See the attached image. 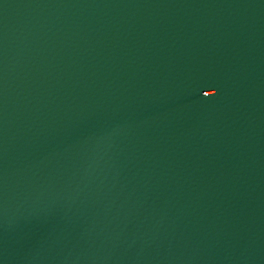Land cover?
<instances>
[{
  "label": "water",
  "instance_id": "1",
  "mask_svg": "<svg viewBox=\"0 0 264 264\" xmlns=\"http://www.w3.org/2000/svg\"><path fill=\"white\" fill-rule=\"evenodd\" d=\"M203 0H0V163Z\"/></svg>",
  "mask_w": 264,
  "mask_h": 264
}]
</instances>
